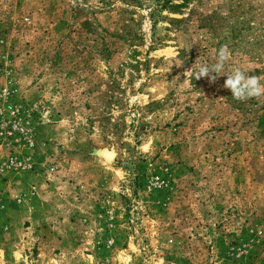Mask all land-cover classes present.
<instances>
[{
  "label": "rangeland",
  "instance_id": "1",
  "mask_svg": "<svg viewBox=\"0 0 264 264\" xmlns=\"http://www.w3.org/2000/svg\"><path fill=\"white\" fill-rule=\"evenodd\" d=\"M225 45L264 84V0H0V264H264V96L195 79Z\"/></svg>",
  "mask_w": 264,
  "mask_h": 264
},
{
  "label": "clouds",
  "instance_id": "2",
  "mask_svg": "<svg viewBox=\"0 0 264 264\" xmlns=\"http://www.w3.org/2000/svg\"><path fill=\"white\" fill-rule=\"evenodd\" d=\"M231 59L232 53L230 49L226 45L220 47L215 51L213 63L195 62L197 63L195 79L206 77L210 82H215L218 77L227 76L223 87L229 89L232 94L231 96L239 101L264 96V84L261 83V78L254 75H247L246 69L242 67H226Z\"/></svg>",
  "mask_w": 264,
  "mask_h": 264
},
{
  "label": "bare ground",
  "instance_id": "3",
  "mask_svg": "<svg viewBox=\"0 0 264 264\" xmlns=\"http://www.w3.org/2000/svg\"><path fill=\"white\" fill-rule=\"evenodd\" d=\"M106 155H108V157L111 158V155H112V154H110V153L107 154V153H106Z\"/></svg>",
  "mask_w": 264,
  "mask_h": 264
}]
</instances>
